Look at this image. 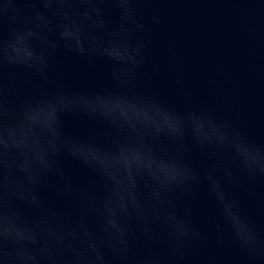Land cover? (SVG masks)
<instances>
[{"label": "water", "instance_id": "95a60500", "mask_svg": "<svg viewBox=\"0 0 264 264\" xmlns=\"http://www.w3.org/2000/svg\"><path fill=\"white\" fill-rule=\"evenodd\" d=\"M61 94L155 119L141 126L125 108L132 132L111 103L61 110L43 157L29 128L6 127ZM0 137V258L12 264L18 251L35 258L21 264H264V170L233 144L264 153V0H0ZM141 140L164 161L119 153ZM76 145L115 155L90 162ZM129 168L133 184L113 175Z\"/></svg>", "mask_w": 264, "mask_h": 264}, {"label": "clouds", "instance_id": "9594fccd", "mask_svg": "<svg viewBox=\"0 0 264 264\" xmlns=\"http://www.w3.org/2000/svg\"><path fill=\"white\" fill-rule=\"evenodd\" d=\"M10 47L12 48L13 52L19 55L21 50L18 48L17 42H16V45H12ZM5 50L7 52V58H10L7 49ZM31 55L32 53L29 50V52L25 56H31ZM117 57H120V53ZM110 103L113 104L116 108L120 109V114L116 118L120 119L124 124H127L129 130H131L132 132H137L136 126L131 122V120L122 118L123 115L127 114V112L125 111V108L131 110L132 113H134L135 115L137 112H139L140 116L143 115L144 117L147 118L146 122L138 119V122L141 126H147L149 123L153 122L155 119V113L153 112V114L150 116L148 106L146 105L137 107L136 105L127 104L125 101L120 100V99L111 100V98L102 97L100 95H96L95 97L89 98V97H84V96L66 97L63 94H61L58 97H56L54 100L49 99V100L42 101L38 103L35 107L29 106V108L25 110L22 119L14 126L6 127V129L8 132H14L17 129H22L25 127L29 128L31 136L35 137L36 140L38 141V152L43 154V157H44V150H43V147L41 146L42 138L47 139V135L45 134L50 135L49 127L51 123L54 122L57 128L58 113L61 110L66 111L76 106H81L84 108H92V109H95L97 107L108 109ZM121 105H124V107H121ZM34 117L35 119H33ZM195 127L197 130H199L201 129L202 125L200 123H197ZM199 134L200 133L198 132V135ZM208 134L215 136L217 142L221 144L228 139L227 131L226 130L222 131L220 126H214L211 124V122H209L208 124ZM50 136L54 139L57 136V133L55 136H52V135ZM0 143H3L2 137H0ZM30 143H31L30 140L26 141L24 143V146L30 147ZM48 143L51 144L52 141L49 140ZM233 144L235 145L237 152L241 154V158L243 162L250 170L256 169V168H259L260 170H264V153L256 149H251L245 146L243 143H241L238 140H234ZM18 146L19 145H17V147ZM53 147L55 146L53 145ZM75 147L82 155L85 156V158H90V162H93L94 159H99L101 157H108V156L115 155V153H102L99 148H93L92 146L85 147L83 145H76ZM129 149H135L136 151L140 153V155L147 156L153 159L154 161L155 160L164 161L162 158L158 159V158L153 157L150 151L145 150L142 140L138 141L135 146L125 145L121 147L119 150V153L123 154L126 150H129ZM35 159L37 160V162L40 163L38 157H36ZM44 164H45V158H44ZM135 170L140 171L142 169L137 168ZM132 171H133L132 168H129L126 171L116 170L113 173V175L117 176L116 172H121L123 174H126L128 177V182L131 181V183L129 184H133L134 182L132 181V177H131ZM148 172L149 174H152V169L148 170ZM187 174L188 172L187 170H185L184 173H182L179 176V179L182 180L184 178V175H187ZM173 179H177V176L171 179H167V181H171ZM213 186H214L215 191L217 192V195L223 201L224 194L215 185L214 181H213ZM121 187H122V180L119 177L118 185H116V188H117L116 196H117L118 201L120 202H122V199H123L121 191H120ZM224 210L230 216L233 222V226L237 230V234L241 236V238L244 239L246 242L250 241L252 238L251 231L248 229L246 223L242 221L241 219H239L237 213L233 211L230 205V202H226L224 204ZM10 237L15 239L20 236L18 234L14 235L12 232H9L6 236V239H9ZM26 257L35 259L31 255H29L27 252L18 251L15 255V260L19 261L21 264L22 260ZM0 264H12V259L9 258L7 252H4L2 258H0Z\"/></svg>", "mask_w": 264, "mask_h": 264}]
</instances>
